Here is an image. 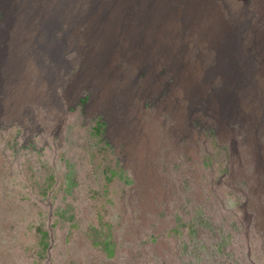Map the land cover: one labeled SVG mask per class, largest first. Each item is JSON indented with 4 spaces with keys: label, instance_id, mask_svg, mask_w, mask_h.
Instances as JSON below:
<instances>
[{
    "label": "rangeland",
    "instance_id": "1",
    "mask_svg": "<svg viewBox=\"0 0 264 264\" xmlns=\"http://www.w3.org/2000/svg\"><path fill=\"white\" fill-rule=\"evenodd\" d=\"M8 10L0 264H264V0Z\"/></svg>",
    "mask_w": 264,
    "mask_h": 264
},
{
    "label": "bare ground",
    "instance_id": "2",
    "mask_svg": "<svg viewBox=\"0 0 264 264\" xmlns=\"http://www.w3.org/2000/svg\"><path fill=\"white\" fill-rule=\"evenodd\" d=\"M8 1L9 0H5L4 2H0V8L1 9H3L5 12H6V14H8L9 15V10H8ZM230 2V1H229ZM10 3V2H9ZM235 5V4H234ZM10 6V5H9ZM13 6V5H12ZM162 6V5H161ZM254 6H255V4H254ZM15 7V6H14ZM13 8V7H12ZM14 11V10H13ZM48 12V11H47ZM170 12V11H169ZM13 13V12H12ZM163 13V12H162ZM167 17V16H166ZM31 18V17H30ZM176 20V19H175ZM217 22V21H216ZM177 23H178V21H177ZM3 25V24H2ZM1 25V26H2ZM7 25V24H6ZM219 25V24H218ZM1 26H0V28H1ZM175 26V25H174ZM180 26V25H179ZM190 26V25H189ZM191 29V28H190ZM196 29V28H195ZM228 30V29H227ZM231 33V32H230ZM136 34V33H135ZM204 34V33H203ZM24 35V34H23ZM0 36H1V32H0ZM177 36V35H176ZM138 37V36H137ZM202 37H203V35H202ZM205 37V36H204ZM257 38V37H256ZM49 39V38H48ZM204 39V38H203ZM156 44V43H155ZM211 44V43H210ZM119 46V45H118ZM212 46V45H211ZM254 46V45H253ZM47 47V49L48 50H50V48L52 47V46H50V45H48V46H46ZM261 48V47H260ZM46 49V50H47ZM226 49V48H225ZM255 50V49H254ZM48 52V51H47ZM178 54V53H177ZM50 55L52 56H54L55 55V53H53L52 51L50 52ZM167 55V54H166ZM235 55V54H234ZM52 56V57H53ZM57 59V58H56ZM188 59V58H187ZM259 59V58H258ZM59 60V59H58ZM251 60V59H250ZM121 61V60H120ZM155 62V61H154ZM3 64V63H2ZM262 69V68H261ZM141 70V69H140ZM172 70V69H171ZM226 72V71H225ZM8 73V72H7ZM165 74V73H164ZM111 75V74H110ZM184 75V74H183ZM218 75V74H217ZM173 76V75H172ZM180 80V79H179ZM207 80V79H206ZM239 80V79H238ZM91 81H92V79H91ZM211 83V82H210ZM242 83V82H241ZM240 86V85H239ZM200 87H203V86H200ZM211 87V86H210ZM198 88V87H197ZM213 88H215V87H213ZM217 88V87H216ZM210 89V88H209ZM208 89V90H209ZM198 90V89H197ZM207 90V91H208ZM22 91V90H21ZM213 91H214V89H213ZM223 91V90H222ZM226 91V90H225ZM224 91V92H225ZM204 92V91H203ZM206 92V91H205ZM210 92V91H209ZM219 92V91H218ZM221 92V91H220ZM228 93V92H227ZM185 94V93H184ZM214 94V93H213ZM224 94V93H223ZM198 96V95H197ZM201 96V95H200ZM222 96V95H221ZM196 97V96H195ZM216 97V96H215ZM218 97H220V96H218ZM226 97V96H225ZM200 98V97H199ZM202 98H203V96H202ZM212 98V97H211ZM214 98V97H213ZM193 99V98H192ZM100 100V99H99ZM222 100H224V99H222ZM190 101V100H189ZM200 101V100H199ZM228 102V101H227ZM190 103H191V101H190ZM225 103V102H224ZM175 104V103H174ZM188 104V103H187ZM193 104V103H192ZM201 104V103H200ZM222 104V103H221ZM176 105V104H175ZM222 105H224V104H222ZM227 105V104H226ZM195 107V106H194ZM206 107V106H205ZM215 106H213V108H214ZM217 107H218V105H217ZM222 106L220 105V108H221ZM225 106H223L221 109H223V110H220V108L218 109V110H220L219 112H218V114H217V116L220 118V120H222V119H226V117H227V114H226V109L224 108ZM184 109V108H183ZM205 109V108H204ZM214 109H216V108H214ZM182 111V110H181ZM199 111V110H198ZM201 112H203V110L201 111ZM182 113V112H181ZM143 114H147V113H145L144 111H143ZM142 114V115H143ZM183 114V113H182ZM197 114V113H196ZM141 115V116H142ZM186 115V114H185ZM185 115H184V118H185ZM205 115V114H204ZM215 115V114H214ZM199 116V115H198ZM201 116V115H200ZM207 116V115H206ZM209 116V115H208ZM232 116V115H231ZM246 116V115H245ZM214 117V116H213ZM230 117V116H229ZM147 118V117H146ZM197 118V117H196ZM143 119V118H142ZM152 119V118H151ZM218 119V118H217ZM228 119V118H227ZM239 119V118H238ZM188 120V119H187ZM203 120V119H202ZM154 121V120H153ZM180 121V120H179ZM188 121H190V120H188ZM213 121V120H212ZM212 121H211V123H212ZM186 122V121H185ZM218 122V121H217ZM222 122V121H221ZM225 122V121H224ZM207 123H208V121H207ZM214 124V123H213ZM220 124V123H219ZM223 124V123H222ZM188 125V124H187ZM247 125V124H246ZM184 127H185V131H186V125H184ZM190 127V126H189ZM218 127V126H217ZM221 127V126H220ZM188 128V127H187ZM224 128V127H223ZM190 129V128H189ZM226 129V128H225ZM253 129V128H252ZM251 129V130H252ZM221 130V129H220ZM226 131H228L227 129H226ZM263 133V132H262ZM155 135V134H154ZM222 135H224L225 136V132H223L222 131ZM227 135V134H226ZM223 137V136H222ZM252 137V136H251ZM256 142H257V144H254V147L255 148H257V147H260L261 145H262V143L261 142H259L258 140H256ZM254 148V149H255Z\"/></svg>",
    "mask_w": 264,
    "mask_h": 264
}]
</instances>
